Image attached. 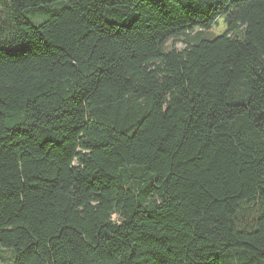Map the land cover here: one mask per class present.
I'll return each mask as SVG.
<instances>
[{"label": "trees", "instance_id": "obj_1", "mask_svg": "<svg viewBox=\"0 0 264 264\" xmlns=\"http://www.w3.org/2000/svg\"><path fill=\"white\" fill-rule=\"evenodd\" d=\"M3 251L264 264V0H0Z\"/></svg>", "mask_w": 264, "mask_h": 264}, {"label": "rangeland", "instance_id": "obj_2", "mask_svg": "<svg viewBox=\"0 0 264 264\" xmlns=\"http://www.w3.org/2000/svg\"><path fill=\"white\" fill-rule=\"evenodd\" d=\"M226 30V25L224 24L223 20H218L217 24H215L211 30V33L214 35H221ZM184 45L182 43L176 44V49L182 50ZM2 259L0 260V264H11L10 257L11 254L8 251H3Z\"/></svg>", "mask_w": 264, "mask_h": 264}]
</instances>
